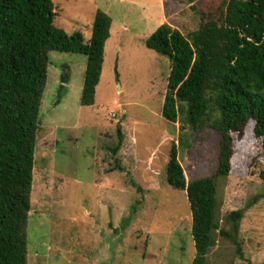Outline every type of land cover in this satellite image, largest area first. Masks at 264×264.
Returning a JSON list of instances; mask_svg holds the SVG:
<instances>
[{
	"label": "rangeland",
	"instance_id": "374dc122",
	"mask_svg": "<svg viewBox=\"0 0 264 264\" xmlns=\"http://www.w3.org/2000/svg\"><path fill=\"white\" fill-rule=\"evenodd\" d=\"M225 1L53 0L55 24L68 34L89 40L98 10L113 25L93 106L81 105L87 57L48 53L25 227L28 264H193L190 204L168 184L167 164L176 143L187 182L212 175L220 136L210 128L181 130V121L163 117L171 63L145 42L164 23L188 36L202 14L218 19ZM253 130L250 121L244 138L234 134L231 171L218 186L221 228L229 229L227 214L245 210L244 257L218 230L207 264H264V138ZM119 131L123 142L114 151Z\"/></svg>",
	"mask_w": 264,
	"mask_h": 264
},
{
	"label": "trees",
	"instance_id": "16d2710c",
	"mask_svg": "<svg viewBox=\"0 0 264 264\" xmlns=\"http://www.w3.org/2000/svg\"><path fill=\"white\" fill-rule=\"evenodd\" d=\"M218 15L202 14L200 27L188 36L164 23L145 42L171 63L163 117L174 124L181 121V130L210 128L220 136L212 175L187 182L176 143L167 164L168 184L185 191L190 204L193 264H207L218 230L244 257L239 233L245 210L227 214L229 229L221 228L218 186L231 171L234 134L252 121L254 135L264 138V0H226ZM56 16L53 0H0V264H28L25 227L48 53L87 57L81 105L93 106L111 36L113 19L101 10L95 13L89 40L58 27ZM61 79L60 98L69 80L67 74ZM119 138L114 151L122 146L121 132ZM184 143L180 137V146ZM260 178L264 186V166Z\"/></svg>",
	"mask_w": 264,
	"mask_h": 264
}]
</instances>
